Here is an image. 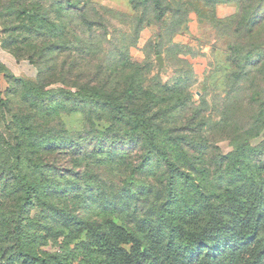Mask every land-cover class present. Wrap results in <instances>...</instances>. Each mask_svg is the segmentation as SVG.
<instances>
[{"label": "rangeland", "instance_id": "1", "mask_svg": "<svg viewBox=\"0 0 264 264\" xmlns=\"http://www.w3.org/2000/svg\"><path fill=\"white\" fill-rule=\"evenodd\" d=\"M0 30L9 48L33 49L17 59L38 77L0 68V264H24L20 249L131 264L130 252L166 248L162 209L180 256L207 209L179 178L166 204L170 172L153 144L212 201L247 194L248 177L264 189V0H0ZM21 178L36 184L32 204ZM259 253L264 214L239 263Z\"/></svg>", "mask_w": 264, "mask_h": 264}, {"label": "trees", "instance_id": "2", "mask_svg": "<svg viewBox=\"0 0 264 264\" xmlns=\"http://www.w3.org/2000/svg\"><path fill=\"white\" fill-rule=\"evenodd\" d=\"M68 3V2H67ZM1 31V30H0ZM16 44L17 41L12 42ZM3 46L11 52L17 59L20 56L22 49L32 52L33 49H27L20 46L9 48L11 42L4 41ZM34 53V51L32 52ZM32 54L27 55L29 62H32ZM2 68L6 74L10 73ZM11 74V73H10ZM13 75V74H12ZM9 76V75H8ZM17 81L25 82L23 78H16ZM38 81L36 76L34 80ZM38 83V82H35ZM33 88V87H32ZM126 93L132 94L133 89L131 83L128 84ZM123 104L118 107L112 106L116 110L119 119L124 117ZM138 132L136 128V133ZM149 140H152L150 137ZM139 141V140H138ZM151 143V141H150ZM154 150L157 151L165 163V166L170 172L167 186L166 204H171L176 198L173 181L181 179L187 191L191 192L198 199L199 208L207 209V218L199 227L196 237H184L179 243L182 245L180 256H175L171 251L174 235L180 233L178 225L173 221L172 217L167 214L166 210H160V220L169 230V236L166 242V248L160 253L147 254L143 258H138L130 252L128 253L131 264H240L239 252L243 250L245 244L253 238L257 226V220L264 214V189L256 180L248 177V192L242 194L238 189L227 191L223 198L216 202L212 201L202 189L200 183L195 176L188 171L181 169L176 163L169 159V154L160 145H154ZM243 150L238 149V152H232L234 157L231 164L235 167L234 170L238 176L241 171V165L244 156L239 153ZM20 184L23 190V203L32 204L34 198L37 197L38 191H35L36 184L33 181H28L24 178L20 179ZM18 227V228H17ZM14 229L15 236L20 240L22 233L19 231V226ZM203 251V252H202ZM19 255L24 264H68L57 255L48 257L40 256L36 253L26 252L23 249L19 250ZM264 255L258 254L256 259L247 262V264H262Z\"/></svg>", "mask_w": 264, "mask_h": 264}, {"label": "crops", "instance_id": "3", "mask_svg": "<svg viewBox=\"0 0 264 264\" xmlns=\"http://www.w3.org/2000/svg\"><path fill=\"white\" fill-rule=\"evenodd\" d=\"M0 67H3L14 76L34 78L36 68L26 61L18 60L2 44V33L0 31Z\"/></svg>", "mask_w": 264, "mask_h": 264}]
</instances>
